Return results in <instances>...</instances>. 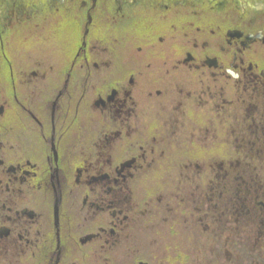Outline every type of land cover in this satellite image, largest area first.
<instances>
[{
    "label": "flooded vegetation",
    "instance_id": "flooded-vegetation-1",
    "mask_svg": "<svg viewBox=\"0 0 264 264\" xmlns=\"http://www.w3.org/2000/svg\"><path fill=\"white\" fill-rule=\"evenodd\" d=\"M0 264H264V0H0Z\"/></svg>",
    "mask_w": 264,
    "mask_h": 264
},
{
    "label": "water",
    "instance_id": "water-1",
    "mask_svg": "<svg viewBox=\"0 0 264 264\" xmlns=\"http://www.w3.org/2000/svg\"><path fill=\"white\" fill-rule=\"evenodd\" d=\"M222 1H225V0H222Z\"/></svg>",
    "mask_w": 264,
    "mask_h": 264
}]
</instances>
